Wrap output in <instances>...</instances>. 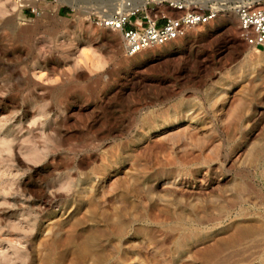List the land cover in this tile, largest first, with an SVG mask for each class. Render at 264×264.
<instances>
[{"label": "rangeland", "instance_id": "1", "mask_svg": "<svg viewBox=\"0 0 264 264\" xmlns=\"http://www.w3.org/2000/svg\"><path fill=\"white\" fill-rule=\"evenodd\" d=\"M101 2L0 0V264H264V47L127 57Z\"/></svg>", "mask_w": 264, "mask_h": 264}, {"label": "built area", "instance_id": "2", "mask_svg": "<svg viewBox=\"0 0 264 264\" xmlns=\"http://www.w3.org/2000/svg\"><path fill=\"white\" fill-rule=\"evenodd\" d=\"M160 0L133 7L130 0L111 10L92 15L95 26L118 31L127 57L185 37L197 26L211 23L220 14H231L236 34L254 49L264 47V0ZM56 0H16L21 18L43 14ZM153 11V12H152Z\"/></svg>", "mask_w": 264, "mask_h": 264}, {"label": "bare ground", "instance_id": "3", "mask_svg": "<svg viewBox=\"0 0 264 264\" xmlns=\"http://www.w3.org/2000/svg\"><path fill=\"white\" fill-rule=\"evenodd\" d=\"M102 1H104V2H101L102 3V4H100L101 7L98 10L100 12H102L104 8L108 11L111 9H114L116 7L121 6L125 2V0H102ZM130 1L132 3L133 7H140V6H148L149 5V0H130ZM153 1H160V0H151V2H153ZM220 1H223V0H220ZM204 2L206 3V2H210V1L204 0ZM50 260L51 259L49 258L48 264H50Z\"/></svg>", "mask_w": 264, "mask_h": 264}]
</instances>
